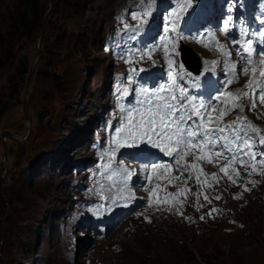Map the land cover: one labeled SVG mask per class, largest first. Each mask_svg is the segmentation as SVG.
<instances>
[{
	"label": "rangeland",
	"instance_id": "rangeland-1",
	"mask_svg": "<svg viewBox=\"0 0 264 264\" xmlns=\"http://www.w3.org/2000/svg\"><path fill=\"white\" fill-rule=\"evenodd\" d=\"M78 1L83 9L80 13L68 11L65 0H41L42 20L30 35V58L34 63L40 49L50 51L44 52L49 58L44 60L53 68L50 79L42 86L40 72V77L32 78L30 99L34 106L24 129L2 128L26 139L13 144L11 157L3 165L7 176L0 189V264H264L261 160L252 168L221 165L195 171L192 176L197 188L191 191L184 187L191 181L183 174L169 175L158 181L157 190L147 201L141 169L138 177L133 154L124 152L140 138H130L128 121L131 118L136 123L132 116L124 118L120 113L118 117L114 96L118 88L114 87L113 95L106 93L111 88L107 86L110 72L121 66L118 79L127 82L131 63L139 65L149 60L148 55L137 51L136 45H141L138 36L160 15L166 0ZM14 4L15 0H0L1 35L7 30ZM145 11L148 16H144ZM134 15L140 19H133ZM26 40H14L12 48ZM104 41L121 50L114 47L109 57ZM186 46L200 55H215L191 43ZM135 48L127 55V49ZM37 63L41 71V62ZM33 109L43 113V118ZM13 112L18 116L19 109ZM103 118L108 121L100 126ZM249 119L264 134V114ZM80 134L84 143L81 139L73 145ZM21 152L24 155L18 159ZM2 153L0 144V162L4 160ZM128 167L136 175L133 184L126 181ZM245 173L246 179H261L258 190L250 191V185L245 191L237 187V197L209 201L210 216L203 214L197 224L190 221L189 211L180 219L171 218L174 213L184 214L180 207L164 217L150 208L157 195L161 205L181 194L196 196L204 181L207 187L216 183L232 187L245 179L238 178ZM18 190L21 197L10 202ZM126 190L134 199L125 201L134 208L130 216L115 224L114 217L96 239L87 225L103 215L109 221L114 211L111 207L121 194H128ZM141 197L145 199L137 204ZM70 236L77 242L74 249Z\"/></svg>",
	"mask_w": 264,
	"mask_h": 264
},
{
	"label": "snow or ice",
	"instance_id": "snow-or-ice-1",
	"mask_svg": "<svg viewBox=\"0 0 264 264\" xmlns=\"http://www.w3.org/2000/svg\"><path fill=\"white\" fill-rule=\"evenodd\" d=\"M148 7H151V5H149ZM148 15L149 12L145 11L144 16ZM133 19L139 20L140 17L134 15ZM251 43V41L248 42V46H246L245 48L246 51L250 50ZM165 56L167 57V52L165 53ZM213 63L215 62L213 61ZM249 63L251 64V60H249ZM169 64L171 65V61H169ZM244 71L247 72V69H245ZM260 75L264 77V71L260 72ZM229 83H231V81H229ZM254 84L256 87H260L259 82L250 80L249 83L245 85V88H253ZM181 93L183 95V89L181 90ZM227 95H235L237 99H239L242 96H247L248 93L237 90V93H228ZM154 96L157 103L154 107H148L143 112H141L138 122L133 123L131 118L129 119L128 124L130 125V138L135 139L136 137H146L148 143L153 144L154 147H161V145H164L161 150L164 151L168 156H173V154L175 153L176 157H179V150L183 149L186 144L192 145L194 141L201 148L207 145L209 149H211L217 145L218 141L223 140L225 143L220 146L222 148H227L231 144V140L228 136L222 135L227 129H232L233 133L235 134V140L242 141L239 147H251L249 141L252 139V137L251 135H249V133L260 132V130L252 125L251 122L247 121L246 117H237L236 121H232L230 124L226 125L223 128H210L209 124L205 123L203 119V116H207L208 113L205 112L202 116V113L200 111L201 108H204V105L201 104L197 106L195 103H193L191 97L184 96L182 100H179V103H176V101L178 100L176 96H172L170 100L158 93L154 94ZM260 96L261 102L264 103V92H262ZM149 103L151 104V102ZM189 105L192 108L191 113L188 112ZM251 106L253 108L256 106L255 101L252 102ZM233 107H240L241 111L243 110L241 105L238 103L234 104ZM225 114L227 113H222V115ZM193 115L201 117L200 122L186 124L188 120H191V117ZM129 117H131V112H129ZM238 121L242 122L239 128L235 127ZM209 123H211L210 116ZM172 142L175 143L176 147H167V145ZM260 143L264 144V135L260 136ZM222 154V152H217V155ZM185 155H194V153H192L191 150H188L185 152ZM235 158L236 157L234 156L233 159ZM261 163H264V159L261 160ZM155 167L162 166L156 165ZM223 170L224 169L222 168L221 171Z\"/></svg>",
	"mask_w": 264,
	"mask_h": 264
},
{
	"label": "flooded vegetation",
	"instance_id": "flooded-vegetation-1",
	"mask_svg": "<svg viewBox=\"0 0 264 264\" xmlns=\"http://www.w3.org/2000/svg\"><path fill=\"white\" fill-rule=\"evenodd\" d=\"M44 52L49 53L50 51L40 49L38 51V58L35 61L36 63H32L33 58H30L29 39L23 41L16 49L12 48L11 55L7 59L2 58L3 64L0 66L1 75L3 77V82L0 84V132L2 131V128L8 129L9 131V128H15L16 126L19 130L24 129L26 120L25 117L30 115V109L34 106L32 104L34 101L33 98L30 99V86L32 84V78L40 77V72L42 75V80H40V82L42 83V86H44L46 81L50 79L49 72L53 69L50 65V61L47 62L44 60L49 59L45 57ZM39 61L42 65L41 71L37 68V62ZM16 109H19L18 116H16L13 112ZM43 115V113H40L41 117ZM16 133L14 134L15 139H9L7 142L6 150L9 159L11 157L10 155L13 144L17 142V144H20L19 141L26 139L19 138ZM22 153L23 152L17 156L18 159L24 155Z\"/></svg>",
	"mask_w": 264,
	"mask_h": 264
},
{
	"label": "trees",
	"instance_id": "trees-1",
	"mask_svg": "<svg viewBox=\"0 0 264 264\" xmlns=\"http://www.w3.org/2000/svg\"><path fill=\"white\" fill-rule=\"evenodd\" d=\"M65 1L64 5L72 13H80L83 10L82 6H79L78 0ZM81 1L86 2V0ZM42 6L41 0H15V4L9 14L7 30L4 34H0V66L3 64L2 58L7 59L11 55L13 41L21 38L30 39V35L41 24ZM2 182L3 180L0 178V189ZM20 197L21 191L18 190L17 195L11 196L10 202L13 200L18 201ZM2 202L0 190V203Z\"/></svg>",
	"mask_w": 264,
	"mask_h": 264
},
{
	"label": "water",
	"instance_id": "water-1",
	"mask_svg": "<svg viewBox=\"0 0 264 264\" xmlns=\"http://www.w3.org/2000/svg\"><path fill=\"white\" fill-rule=\"evenodd\" d=\"M43 24H44V22H43ZM42 37H43V36H41V38H42ZM183 49H185V48H183ZM56 86H57V85H56ZM25 119H26V121H27V120H29L30 118H29L28 116H26ZM1 137H2V138H4V137H9V138L15 139V137L12 136V135H11L9 132H7V131H2V132H1ZM3 143H4V153H3L4 160H3V162H1V164H0V166H1V168H0V177L3 178V179H5L6 176H7V169H5L3 165H4V161H6V159H7V150H6V144H5L4 141H3Z\"/></svg>",
	"mask_w": 264,
	"mask_h": 264
},
{
	"label": "bare ground",
	"instance_id": "bare-ground-1",
	"mask_svg": "<svg viewBox=\"0 0 264 264\" xmlns=\"http://www.w3.org/2000/svg\"><path fill=\"white\" fill-rule=\"evenodd\" d=\"M190 58V60H194V58L192 57V56H190L189 57ZM73 99V98H72ZM77 109V108H76ZM84 138V137H83ZM82 139V136H81V134L73 141V145L75 144V143H77V142H79L80 140ZM222 167V166H221ZM183 176V175H182ZM181 176V177H182ZM118 178V177H117ZM115 179V178H114ZM113 181V180H112ZM182 181V180H181ZM111 182V181H110ZM113 183V182H112ZM115 183V182H114ZM125 183V182H124ZM113 185V184H112ZM128 187V186H127ZM130 187V186H129ZM114 188V187H113ZM144 188V187H143ZM142 189V188H141ZM125 190V189H124ZM122 191V190H121ZM136 191V190H135ZM141 193V192H140ZM158 194V193H157ZM124 195V194H123ZM156 195V194H155ZM189 195V194H188ZM144 196V195H143ZM158 196V195H157ZM121 197V196H120ZM145 197V196H144ZM141 198H143V197H141ZM150 198V197H149ZM115 200V199H114ZM134 201V200H133ZM136 201V200H135ZM111 202V201H110ZM115 202V201H114ZM151 202V201H150ZM158 202V201H157ZM137 203V202H136ZM108 204H109V202H108ZM148 204V203H147ZM142 205V204H141ZM151 205V204H150ZM146 206V205H145ZM105 207V206H104ZM110 208V207H109ZM148 208V207H147ZM112 210H113V208H112ZM110 211V210H109ZM131 212V211H130ZM216 212V211H215ZM215 212H214V214H215ZM213 213V212H212ZM221 215V214H220ZM154 231V230H153ZM160 240V239H159ZM165 250V249H164ZM145 258V257H144ZM140 260V259H139Z\"/></svg>",
	"mask_w": 264,
	"mask_h": 264
}]
</instances>
